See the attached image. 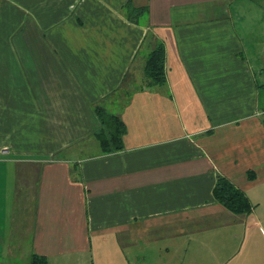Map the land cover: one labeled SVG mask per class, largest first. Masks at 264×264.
<instances>
[{"label":"crops","instance_id":"obj_1","mask_svg":"<svg viewBox=\"0 0 264 264\" xmlns=\"http://www.w3.org/2000/svg\"><path fill=\"white\" fill-rule=\"evenodd\" d=\"M35 53L37 103L0 122V264H264V0H0V65Z\"/></svg>","mask_w":264,"mask_h":264},{"label":"trees","instance_id":"obj_2","mask_svg":"<svg viewBox=\"0 0 264 264\" xmlns=\"http://www.w3.org/2000/svg\"><path fill=\"white\" fill-rule=\"evenodd\" d=\"M165 57L164 46L157 43L145 65V75L150 79L151 85H162L165 83ZM101 120L102 125H104V132L97 135V137L104 148L103 152H113V149L109 148V141L114 144L115 150L121 149L126 132L124 122L116 116H107L104 113L101 114ZM214 195L233 214H248L253 210V206L246 195L225 178L218 180ZM31 264H48V261L45 257L35 255Z\"/></svg>","mask_w":264,"mask_h":264},{"label":"rangeland","instance_id":"obj_3","mask_svg":"<svg viewBox=\"0 0 264 264\" xmlns=\"http://www.w3.org/2000/svg\"><path fill=\"white\" fill-rule=\"evenodd\" d=\"M1 56V55H0ZM39 63V56L37 53H35L32 57V61L29 63H26V65H0V93L6 95L4 97L3 101H0V122H2V127L6 126L7 122V112L10 111L13 107L12 105L22 106L23 103L21 100H18L17 102H12L14 99V95H18L23 93V90L27 88V91L30 92L31 97V104L33 103V98L38 94V88L35 86V82L37 80V77L34 76L33 68L36 67ZM12 67V69H10ZM29 70V71H28ZM7 73V75H6ZM14 73V75H12ZM30 73V85L26 87V84L24 83L23 74L26 76L25 79L28 81V74ZM26 83L28 84L29 82ZM9 93V94H8ZM10 96L6 98L7 96ZM8 99L11 100L8 101ZM16 103V104H15ZM1 113L4 117L1 116ZM37 141V140H36ZM0 142L8 143L7 135H1L0 136ZM13 140L11 141V143ZM158 261V260H157ZM25 263V262H24ZM82 264H92V260L89 263L88 258L83 261ZM156 264H165L161 261H158Z\"/></svg>","mask_w":264,"mask_h":264}]
</instances>
